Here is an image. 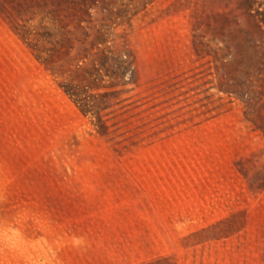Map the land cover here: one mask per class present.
Instances as JSON below:
<instances>
[{
  "label": "rangeland",
  "instance_id": "1",
  "mask_svg": "<svg viewBox=\"0 0 264 264\" xmlns=\"http://www.w3.org/2000/svg\"><path fill=\"white\" fill-rule=\"evenodd\" d=\"M0 264H264V0H0Z\"/></svg>",
  "mask_w": 264,
  "mask_h": 264
}]
</instances>
